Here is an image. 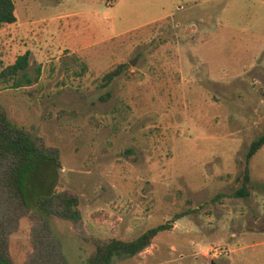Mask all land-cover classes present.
<instances>
[{
    "label": "rangeland",
    "instance_id": "obj_1",
    "mask_svg": "<svg viewBox=\"0 0 264 264\" xmlns=\"http://www.w3.org/2000/svg\"><path fill=\"white\" fill-rule=\"evenodd\" d=\"M14 1L0 62L30 51V64L20 86L0 85V102L60 148L61 166L43 163L27 182L32 211L42 194H80L81 228L44 214L68 263L88 264L94 237L172 222L112 264H264V147L246 159L264 133V0ZM31 225L12 235L18 264Z\"/></svg>",
    "mask_w": 264,
    "mask_h": 264
},
{
    "label": "trees",
    "instance_id": "obj_2",
    "mask_svg": "<svg viewBox=\"0 0 264 264\" xmlns=\"http://www.w3.org/2000/svg\"><path fill=\"white\" fill-rule=\"evenodd\" d=\"M14 0H0V31L8 24L17 22ZM30 64V51L19 55L8 65L0 62V85L18 87L19 75ZM120 70L108 72L106 85L120 74ZM264 147V133L252 142L247 153V163ZM43 163L61 166L60 148L47 146L43 137L33 135L28 128L13 122L3 103L0 102V264H18L11 251L12 235L20 228L25 217L32 221L30 230L31 249L24 264H69L63 251L61 240L56 236L49 219L44 215H55L70 221L75 229L83 224L80 208V194L71 188L51 191L37 199L41 212L32 211L27 182L31 174ZM250 168L246 166L243 186L236 192L238 196L248 194ZM179 217V216H178ZM181 217V216H180ZM179 217V218H180ZM172 222L151 227L134 239L110 240L92 238L95 248L88 258V264H112L116 256H135L145 251L159 235L170 230ZM83 235V234H82ZM88 239L86 236H82Z\"/></svg>",
    "mask_w": 264,
    "mask_h": 264
},
{
    "label": "built area",
    "instance_id": "obj_3",
    "mask_svg": "<svg viewBox=\"0 0 264 264\" xmlns=\"http://www.w3.org/2000/svg\"><path fill=\"white\" fill-rule=\"evenodd\" d=\"M214 256H218V255H228L229 254V250L226 248H220V247H215L214 249H212Z\"/></svg>",
    "mask_w": 264,
    "mask_h": 264
},
{
    "label": "crops",
    "instance_id": "obj_4",
    "mask_svg": "<svg viewBox=\"0 0 264 264\" xmlns=\"http://www.w3.org/2000/svg\"><path fill=\"white\" fill-rule=\"evenodd\" d=\"M13 24H14V23H13ZM13 24H8V26H9V25H13ZM6 26H7V25H6ZM0 32H1V31H0Z\"/></svg>",
    "mask_w": 264,
    "mask_h": 264
},
{
    "label": "water",
    "instance_id": "obj_5",
    "mask_svg": "<svg viewBox=\"0 0 264 264\" xmlns=\"http://www.w3.org/2000/svg\"><path fill=\"white\" fill-rule=\"evenodd\" d=\"M132 64H134V63H132Z\"/></svg>",
    "mask_w": 264,
    "mask_h": 264
}]
</instances>
